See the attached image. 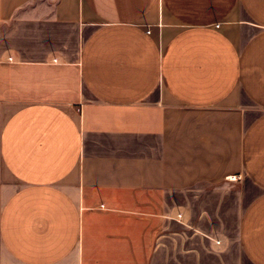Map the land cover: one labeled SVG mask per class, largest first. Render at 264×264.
Listing matches in <instances>:
<instances>
[{"label":"crops","instance_id":"0c3cea01","mask_svg":"<svg viewBox=\"0 0 264 264\" xmlns=\"http://www.w3.org/2000/svg\"><path fill=\"white\" fill-rule=\"evenodd\" d=\"M0 264H264V0H0Z\"/></svg>","mask_w":264,"mask_h":264},{"label":"built area","instance_id":"2783aa9c","mask_svg":"<svg viewBox=\"0 0 264 264\" xmlns=\"http://www.w3.org/2000/svg\"><path fill=\"white\" fill-rule=\"evenodd\" d=\"M228 179H229V180H236V176H235V175L228 176Z\"/></svg>","mask_w":264,"mask_h":264}]
</instances>
